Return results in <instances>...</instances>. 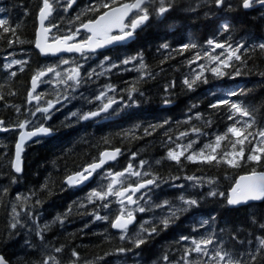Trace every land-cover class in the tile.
<instances>
[{
  "label": "trees",
  "instance_id": "obj_1",
  "mask_svg": "<svg viewBox=\"0 0 264 264\" xmlns=\"http://www.w3.org/2000/svg\"><path fill=\"white\" fill-rule=\"evenodd\" d=\"M98 2L79 0L78 7L95 6ZM171 3L172 9L164 17L153 15L138 31L132 44L111 52L110 58L120 62L135 58V64L127 65L130 69L119 73L112 71L104 79L89 77L90 80H81L78 87L70 86L72 82H69V85L58 83L49 89L46 101L67 96L70 106L54 112L50 119L46 116L38 118L34 125L45 124L55 135L27 146L21 175H16L13 170L17 133L0 135V255L10 264H43L49 255L60 264H72L73 250L79 253L78 264H116L119 259H125V264H184L181 257L185 248L191 247V241L181 237L200 239L211 234L216 237L215 247H222L235 256L258 246L256 238L264 236V229L259 226L264 224V201L239 208H229L227 204L234 181L250 171L253 165L232 169L225 165L191 163L183 158L181 164H177L167 158V152L177 144L192 140L198 141L193 144V150L200 149L213 143L217 135L224 134L234 122L229 115L235 113L228 105L219 104L216 108L211 105L225 99L241 102L255 118L253 127L264 128V50L259 47L264 44V8L246 11L240 6V0L226 1L221 9L215 0H171ZM228 4L232 7L228 8ZM0 7L4 19L16 30V35L0 30V54L27 46L33 48L42 0H0ZM87 10L78 11L76 7L58 11L53 20L67 32L68 28L79 26V21L69 24L78 14L83 21L99 14ZM224 25H228V30ZM17 36L24 43L9 44ZM210 40L233 47L243 44L239 54L244 63L233 60L232 67L223 69L225 75L222 77L215 76L208 70L211 67L206 66V82L202 78L189 89L183 81L194 77L200 70L195 67L203 59L197 63L190 61L197 53L208 59L204 54L213 49L208 43ZM190 43L197 47L181 51L182 45ZM165 44L167 48L163 47ZM34 56L35 61L28 69L12 80H0V95L4 97L0 100V120L7 127L29 120L31 110L27 92L30 79L42 66L40 55L35 52ZM141 64L145 65L143 69ZM237 68L239 75L235 74ZM92 80L97 82L91 83ZM104 85L116 89V97L123 99L125 110L114 120L98 124L71 115L72 112L91 111L97 101L98 87ZM133 88L136 91H132ZM232 91H242V94L231 96ZM193 128L199 129V133H193ZM185 132L189 135L181 137L180 134ZM117 148L122 150L121 157L99 172L89 186L69 189L65 185L67 177L98 161L104 150ZM140 161L147 162L142 170L139 169ZM129 164L150 174L144 179L160 178L159 186L147 192L151 197L148 203L169 201L171 205L181 207L180 196L199 202L197 207L178 213V218L166 229L158 226L157 232L139 248L130 238H135L141 223H156L163 218L168 212L166 208L139 213L138 223L128 234L129 238L121 240L120 234L111 227L117 215L116 205L112 202L114 198L108 209L102 208L99 201L95 204L89 201L92 191L109 182L104 178L109 170L122 171ZM190 176L202 179L188 180ZM137 180L131 177L129 182ZM210 180L215 183H209ZM211 191L225 195L211 196ZM17 196L24 199L18 200ZM37 200L41 203L37 204ZM146 200L147 197L141 204L147 206ZM14 206L20 213V224L15 229L10 226L16 222L12 214ZM94 211L107 215L108 220H95ZM58 216L63 219L62 224L56 221ZM45 225L48 228L43 231L44 239L41 240L40 230ZM249 240L253 242L251 245L247 243ZM57 247H63V251L56 253ZM119 248L129 251L119 253ZM189 259L204 260L196 254ZM244 259L248 260V257ZM49 263L53 264L52 261ZM255 264H264V252L257 255Z\"/></svg>",
  "mask_w": 264,
  "mask_h": 264
},
{
  "label": "snow or ice",
  "instance_id": "obj_2",
  "mask_svg": "<svg viewBox=\"0 0 264 264\" xmlns=\"http://www.w3.org/2000/svg\"><path fill=\"white\" fill-rule=\"evenodd\" d=\"M76 3V0H67L64 5L65 10L71 8ZM217 7L225 6V0H215ZM259 5L264 8V0H240V6L243 9H251ZM173 7L171 0H99L95 6H90L88 12L99 13L93 19L83 21L81 19V14H78L74 21L70 20L69 24H73L79 21V26L75 28H68L67 34L65 35H54L53 29H59L60 25L54 20H49L53 15L54 2L50 0H42V7L39 11V30L35 39V47L44 55H55L60 52L69 53H80L84 55L85 53L95 52L97 49L103 48L105 46L123 42L134 37L137 29H142L148 24V22L155 17H164ZM228 8L232 5L228 4ZM103 9L104 11H101ZM152 9V11H150ZM45 21H49L48 25H45ZM224 29L228 30V25H224ZM0 30L4 33L11 32L16 35V30L9 26V22L6 19H0ZM87 33L86 36L81 38V31ZM115 33V34H114ZM14 43H24L17 36L16 40H10L9 44ZM210 45L214 44L216 49H224L226 45L224 43H217L214 41H208ZM163 47L167 48L168 45ZM197 45L195 43L185 44L181 46V51L194 49ZM244 47L243 44H238L235 47L232 45H227V54L221 59V55L212 56L210 53H205V56L215 63L216 67H211L210 70L215 76L222 77L225 75L223 71L224 68L232 67L231 62L233 60L242 61L241 55L239 54L241 49ZM259 47L264 50V44H260ZM199 53L196 54L195 58L190 61V63H197L200 59H203ZM135 59V58H133ZM132 62L129 59L122 61L124 64ZM27 61L23 60H13L6 67L8 69L13 68L15 65H24ZM63 64H68V60H63ZM115 66V65H114ZM144 64L140 65L143 69ZM199 72H196L194 77L189 80L185 78L183 83L187 85L189 89L193 88L196 81H200L202 78L206 82V77H204L205 66H199ZM24 70L20 67V71ZM49 73L53 74L57 78V83L78 87L81 83V70L80 66L72 67L62 75L56 67H47L46 69L39 70L31 80L32 88L28 94V102L36 101L40 102L42 96L35 94L38 82H42V78L48 76ZM11 76H16V72H11ZM235 74H240V69L235 70ZM91 74H89L90 76ZM174 86V84L172 85ZM108 91L114 92L115 88L108 86ZM132 91H136L135 88ZM14 95V93H11ZM242 94L236 91H232L229 95L236 96ZM68 97L65 96L64 99ZM4 99L3 95H0V100ZM131 99V97H129ZM95 100L100 101V106L97 110L89 111L87 113L72 112L73 117L78 119L89 120L100 116L102 113H107L109 109L112 108L114 104L117 103L115 97L108 96L107 92H100ZM60 100L57 99L55 102L47 101V106L40 108L37 107L35 112L49 113L51 109L55 107L56 103ZM167 103V101H166ZM219 104L228 105L230 111L234 112L235 115H229V119L233 120V124L229 126L226 132L222 135H217L213 143H208L200 149L193 150V144L198 141H189L186 145L177 144L175 148H171L167 152V158L181 164L182 158L191 163L196 164H208V165H225L232 169H238L246 164H252L253 167L244 175H240L235 181L230 189V193L227 197V204L230 206H237L241 204H246L249 201H262L264 200V170H257L258 168H264V128H254L255 118L251 111L241 102H231L227 99L221 100L218 104H212L211 107L216 108ZM19 110V109H17ZM35 112L33 115H35ZM247 117V120L237 119ZM47 118H51L48 116ZM30 121L25 120L18 125L19 128L24 129L27 127ZM4 121L0 120V129L7 131V128H2ZM240 125V126H237ZM193 133H199V129L193 128L191 130ZM51 129L48 127L40 126L35 128L33 131L22 132L19 136V142L16 144L14 169L16 173L22 172V159L21 153L23 151V145L26 140L41 134H50ZM189 133H181V137H185ZM171 139V138H169ZM222 144L224 147L222 148ZM247 145V149H246ZM247 150V155H246ZM121 154L120 149H114L112 151H104L101 154V158L85 167L82 171L75 173L67 178V183L69 185H78L88 180L98 169H102L106 163L109 161H115L118 155ZM135 155V154H134ZM147 162L140 161L139 169H144ZM159 163V161H157ZM137 170L132 164L127 165V167L118 172H112L109 170L106 174V179L108 183L99 190H94L89 196V201L95 204L97 201L100 202V206L104 209H108L111 206V199L115 200L121 206L114 220L111 222V227L117 229L121 232L120 239L124 240L129 238L127 236L128 229L130 225L136 222V214L144 213L147 211H152L154 208H166L168 210L167 214L159 219L156 223L151 221H145L139 225V230L135 233V238H130L132 244L139 248L141 245L147 242V239L157 232V227L162 225L166 229L170 222H173L178 218V213L187 211L192 207L198 206V201L192 198H185L180 196L179 200L182 202L181 207H175L171 205L169 201H163L161 203H148L151 197L144 190H150L151 187H158L159 177H152L144 179V176H149L147 172ZM131 177H136L138 180L136 182H129ZM175 179H179L176 177ZM188 180L199 181L202 178L195 176L187 177ZM209 183H215V180H210ZM182 187V186H181ZM140 194L139 196L137 194ZM211 196H224L223 192L217 193L216 191H211L209 193ZM146 200V205L141 204V200ZM18 200L24 199L23 197L17 196ZM37 204L41 201L37 200ZM27 212V209H25ZM69 212L71 209L69 208ZM12 214L16 222L12 223L11 228L15 229L17 224H20L18 217L20 213L17 212L16 207L12 208ZM92 215L97 221H107V215H100L97 212H93ZM56 221L63 223L61 217H56ZM148 225V226H145ZM261 229H264V224L259 225ZM48 228V225L44 226V229L40 230V239L43 240V231ZM182 240L191 241V247L185 248V254L181 257L184 264H255L257 255L264 252V236H259L256 238L258 246L240 253L239 256H235L233 253L228 252L222 247H215L210 252L209 246L216 243V237L214 234L204 236L200 239L192 237H181ZM240 243H245L240 241ZM249 245L253 242L251 240L247 241ZM56 253L63 251V247H57L54 249ZM119 253H125L129 251L125 248L117 249ZM193 254L197 257H207L208 259H189ZM72 256L75 258L72 264H78L80 259L79 253L75 250L72 251ZM247 256L248 260L244 257ZM101 259H103L101 257ZM167 260V256L164 257ZM52 261L53 264H60L59 260L55 257L49 255L43 264H49ZM0 264H8L5 257L0 255Z\"/></svg>",
  "mask_w": 264,
  "mask_h": 264
},
{
  "label": "rangeland",
  "instance_id": "obj_3",
  "mask_svg": "<svg viewBox=\"0 0 264 264\" xmlns=\"http://www.w3.org/2000/svg\"><path fill=\"white\" fill-rule=\"evenodd\" d=\"M50 2H54V9H55L54 10V14L57 13L58 11L60 12L62 10H64V11L72 10L70 8L65 10L64 5L66 4L67 0H50ZM88 8L89 7H78L77 6V10L78 11H81L83 9L86 10ZM1 11L2 10H1V7H0V18L3 19L4 18V12H1ZM53 34L54 35H65V34H67V32L66 31L65 32L62 31L59 28V29H55ZM83 35L84 34H81V37H83ZM217 43H220V42H217ZM211 47L213 49H211V52H209V53L212 56L223 54V55H221V59H223L224 55L227 54V51H228L227 46L224 49H216V48H214V44H213ZM33 50H34L33 48L27 46L24 49H19L17 51H8L7 52L8 57H7L5 62H7L9 64L13 60H23V61H27V63H26V65H27L29 60H30V55H32ZM212 50H214V51L212 52ZM17 56H18V58H17ZM204 56H205V54H204ZM10 57H11V59H10ZM126 59L131 60L132 62H130V63H134L135 64V59H130V58H126ZM63 60H68L69 63L68 64H63L62 63ZM128 64H124L123 63V64L119 65L118 62H113V61L107 62V60L105 62L97 63L96 60H94L93 58H90V57H87V58H84V59L63 58V59L54 60V61L50 60L49 62L44 63L42 65V68H40L39 70L46 69L47 67H56L57 70L60 71L62 73V75H63L66 72V70H68V69H70L72 67H76V66L79 65L80 66V70H81V78H83L84 80H90L89 77H96L97 79L108 78L110 76V72L111 71H115L117 68H121L123 70V72H124L127 69H130V68H127ZM200 65H203L205 67L206 66L207 67H212V66H214L216 64L213 63L210 59L203 58V61H200V63H197V66L195 67V69L199 68ZM5 71L8 72V73H11V71L7 67H6ZM119 72H120V70L118 69V71H116V73H119ZM197 72H199V71H197ZM89 74H91V75L89 76ZM7 77L9 78V76H7ZM92 81L93 82H91V83L97 82L96 80H92ZM102 81L103 80H101V82ZM104 81H108V80H104ZM57 84H58L57 83V78L52 74L51 77L48 80H45L42 83V85H41V87H42V90H41L42 98L44 97V94L46 93V90L50 89L51 87L54 88V86H56ZM108 86L109 85H104L103 87L99 86L98 87L99 93L102 92V91L103 92H107ZM115 98H116V96H115ZM39 107L43 108V107H46V105L42 104ZM117 108H118L117 113L114 114V116L118 115L122 110H125L124 103L120 104V106H118ZM17 109L20 110V108H17ZM35 110H36V108H34L33 110L31 109V114H30V116H28L29 120H27V121H30V123H28L27 126L29 128L34 127V124L38 121L39 117H43V116H46V117L50 116L51 117L52 116L50 113H40V112H35ZM34 112H35V115H33ZM238 119L245 120V117L244 118L238 117ZM237 126H239V125H237ZM187 143H185V144L182 143V144L186 145ZM101 176H103V174ZM112 202L116 205V209H117V213H118V211H119L121 206L115 200V198L113 199ZM140 214H142V213H140ZM128 234H127V236H129ZM213 248H215L214 245L209 246V251L211 252L213 250ZM200 258L204 259L205 261L208 259L207 257H200ZM116 264H125V259H119L116 262Z\"/></svg>",
  "mask_w": 264,
  "mask_h": 264
},
{
  "label": "water",
  "instance_id": "obj_4",
  "mask_svg": "<svg viewBox=\"0 0 264 264\" xmlns=\"http://www.w3.org/2000/svg\"><path fill=\"white\" fill-rule=\"evenodd\" d=\"M77 2H78V0H76V3L72 6V7H74L76 4H77ZM257 7H259V5H257ZM246 10H250V9H246ZM53 16V15H52ZM51 19V17L49 18V20ZM37 22H38V26H37V30H36V36H37V33H38V30H39V13H38V17H37ZM48 23H49V21H45V25L47 26L48 25ZM139 29H137V31H138ZM53 31H54V29H53ZM81 32H84L83 30L81 31ZM86 33V32H85ZM115 34V33H114ZM36 36H35V39H36ZM136 40V34L134 35V37L133 38H131V39H129V40H126V41H123V42H117V43H114V44H111V45H108V46H105V47H103V48H100V49H97L95 52H90L89 54H96V53H101V52H104V51H106V50H109V49H113V48H115V47H118V46H127V45H130V44H132L134 41ZM35 49L40 53V51L35 47ZM41 54V53H40ZM41 55H44V54H41ZM72 55H78V56H82L80 53H75V52H73V53H69V52H60V53H58V54H55V55H51V54H49V55H44V56H51V57H53V58H59V57H62V56H72ZM45 77H47V76H45ZM45 77H43L42 79H44ZM31 88H32V84H31ZM40 90V82H38V86H37V88H36V92L34 93V95L38 92ZM30 91H31V89H30ZM29 91V92H30ZM34 102H36V101H32L31 103H34ZM102 114H106V113H102ZM101 114V115H102ZM44 127H46V126H44ZM3 128V127H2ZM12 129H8L7 131H4V130H2V129H0V134H2V133H6V132H9V131H11ZM22 131H21V133L22 132H25V131H33V130H27V128H24V129H21ZM20 133V134H21ZM20 134H19V136H20ZM55 135V133L51 130V133L50 134H41V135H38V136H35V137H32L31 139H28V140H26L25 141V143H24V145H23V151H22V153H21V159H22V172H20V173H16L15 172V169H14V166H13V169H14V172L17 174V175H21L22 173H23V169H24V153H25V148H26V146L28 145V144H31V143H33V142H35L37 139H45V138H50V137H52V136H54ZM19 136H18V141H17V143L19 142ZM104 151H112V149H107V150H104ZM103 151V152H104ZM15 152H16V148H15ZM102 152V153H103ZM122 152V151H121ZM101 153V154H102ZM119 157H120V155H118V157H117V159L115 160V161H109L108 163H106L105 165H104V167L102 168V169H98L88 180H86V181H84L83 183H81V184H78V185H69L68 183H67V178H66V180H65V185H67L70 189H73V188H80V187H84V186H86V185H88L92 180H93V178L95 177V175L97 174V173H99L100 171H102L105 167H107V166H109V165H111V164H114L118 159H119ZM100 158H101V155H100ZM14 161H15V156H14ZM13 165H14V162H13ZM74 175V174H73ZM71 176V175H70ZM229 193H230V191H229ZM229 193H228V195H229ZM139 194V193H138ZM137 194V195H138ZM264 200H262V201H249L248 203H246V204H241V205H237V206H230V205H228L230 208H239V207H245V206H248V205H251V204H257V203H262ZM136 221H137V219H136ZM136 225V222L133 224V225H130L129 226V229L130 228H132V227H134ZM113 229V231L114 232H117V233H120V231L119 230H117V229H114V228H112ZM6 259V258H5ZM7 261V260H6ZM8 264H10L9 262H8Z\"/></svg>",
  "mask_w": 264,
  "mask_h": 264
},
{
  "label": "flooded vegetation",
  "instance_id": "obj_5",
  "mask_svg": "<svg viewBox=\"0 0 264 264\" xmlns=\"http://www.w3.org/2000/svg\"><path fill=\"white\" fill-rule=\"evenodd\" d=\"M34 49V48H33ZM115 51V50H114ZM36 51L35 50H33V52H32V55H30V60H29V62H28V66L26 67V68H28L29 67V65L31 64V62H34L35 60H34V58H36L35 56H34V53H35ZM111 52H113V51H109V52H105V53H101V54H94V55H87V54H85L83 57H81V58H85V57H88V56H90V58H93L94 60H98V61H100L99 59H102V58H109V56H108V54H112ZM5 59H7V57H8V55L6 54V55H4L3 56ZM72 58H75V57H72ZM40 59H41V61H42V65L44 64V63H47L48 61H54L55 59H53V58H50V57H44V56H42V55H40ZM41 68H42V66H41ZM41 90H42V87H41ZM42 93H41V91H40V93H39V95H41ZM116 95V89H115V91L114 92H111V91H109V95L108 96H115ZM117 100H119V99H117ZM120 101V100H119ZM100 101H96L95 102V104H94V106H93V108H92V110H97V108L100 106ZM116 105V104H115ZM114 105V106H115ZM113 106V108L111 109V111L108 113V115L105 117V118H102V119H100L99 121H94L93 123H95V124H98L99 122H101V121H103L104 119H107L108 121H110V120H112L111 119V117L115 114V111H116V108L118 107V105L116 106V107H114ZM113 118H115V117H113Z\"/></svg>",
  "mask_w": 264,
  "mask_h": 264
},
{
  "label": "bare ground",
  "instance_id": "obj_6",
  "mask_svg": "<svg viewBox=\"0 0 264 264\" xmlns=\"http://www.w3.org/2000/svg\"><path fill=\"white\" fill-rule=\"evenodd\" d=\"M26 69H28V68H26ZM40 141H42V139H37L36 141H35V143H37V142H40ZM16 146V141H15V145H14V153H15V147ZM100 204V203H99Z\"/></svg>",
  "mask_w": 264,
  "mask_h": 264
}]
</instances>
